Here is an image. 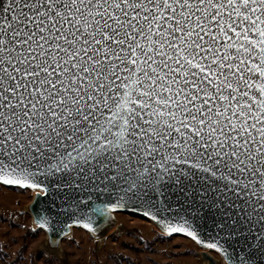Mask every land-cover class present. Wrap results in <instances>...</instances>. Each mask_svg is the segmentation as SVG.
Returning <instances> with one entry per match:
<instances>
[{
    "label": "snow or ice",
    "instance_id": "snow-or-ice-1",
    "mask_svg": "<svg viewBox=\"0 0 264 264\" xmlns=\"http://www.w3.org/2000/svg\"><path fill=\"white\" fill-rule=\"evenodd\" d=\"M0 186L264 264V0H0Z\"/></svg>",
    "mask_w": 264,
    "mask_h": 264
},
{
    "label": "rangeland",
    "instance_id": "rangeland-1",
    "mask_svg": "<svg viewBox=\"0 0 264 264\" xmlns=\"http://www.w3.org/2000/svg\"><path fill=\"white\" fill-rule=\"evenodd\" d=\"M34 196L0 186V264H206L192 241L163 235L141 216L126 214L115 216L119 229L110 235L97 238L76 228L58 254H49L47 235L28 212Z\"/></svg>",
    "mask_w": 264,
    "mask_h": 264
},
{
    "label": "water",
    "instance_id": "water-1",
    "mask_svg": "<svg viewBox=\"0 0 264 264\" xmlns=\"http://www.w3.org/2000/svg\"><path fill=\"white\" fill-rule=\"evenodd\" d=\"M3 187H7V188H18V187H15V186H3ZM20 189H22V188H20ZM33 191V190H32ZM38 195H42V194H39L38 192L35 194V196H34V198H33V200H32V202H31V204L29 205V207H28V212H29V214L32 216V219H33V223H34V221L36 220V215H35V212H34V209H36L37 211L39 210V208H38V206H37V197H38ZM117 214H126V215H133V216H141V215H139V214H134V213H132V212H117V213H114L113 214V219L109 222V224H110V226H106L105 227V230L102 232V234L101 235H99V236H95V237H97V238H104L105 236H107L108 234H109V232L115 227V224H116V221H115V216L117 215ZM142 217V216H141ZM142 218H144V217H142ZM144 219H146V220H148L147 218H144ZM149 221V220H148ZM150 222V221H149ZM153 225H154V227L157 229V231H159L160 232V230L158 229V227L155 225V223H153V222H151ZM34 225L38 228V226L34 223ZM81 229V228H79V227H76V226H73L72 228H70V229H68V235L67 236H59V237H57V239H58V244L56 245V246H51L50 247V239H51V236L46 232V231H44L45 233H46V235H47V252L49 253V254H52V255H56V254H58L59 253V251H60V249H61V244H62V242L65 240V238L66 237H68L71 233H72V231H73V229ZM39 229V228H38ZM84 231H86V230H84ZM87 232V231H86ZM161 233V232H160ZM161 234H163V233H161ZM93 235V234H92ZM163 235H165V234H163ZM170 237H182V238H186V237H184L183 235H181V234H174L173 236H170ZM186 239H188V240H190L189 238H186ZM191 241V240H190ZM193 242V241H192ZM194 243V242H193ZM195 244V243H194ZM196 245V244H195ZM197 246V245H196ZM198 247V249L201 251V257H202V259H203V261L206 263V264H214V262H215V264H219V261L212 255V254H215V255H217L215 252H212V251H207L206 252V250L205 249H203V248H201V247H199V246H197ZM218 256V255H217Z\"/></svg>",
    "mask_w": 264,
    "mask_h": 264
},
{
    "label": "bare ground",
    "instance_id": "bare-ground-1",
    "mask_svg": "<svg viewBox=\"0 0 264 264\" xmlns=\"http://www.w3.org/2000/svg\"><path fill=\"white\" fill-rule=\"evenodd\" d=\"M37 192L35 191V194H36ZM116 228H118V226H115V228L114 229H112L110 232H109V235L111 234V233H113V231L114 230H116ZM119 229V228H118Z\"/></svg>",
    "mask_w": 264,
    "mask_h": 264
}]
</instances>
